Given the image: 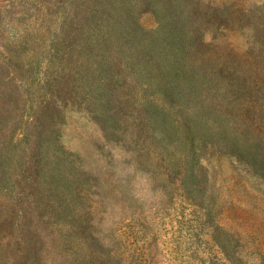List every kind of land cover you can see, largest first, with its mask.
<instances>
[{
	"label": "rangeland",
	"instance_id": "obj_1",
	"mask_svg": "<svg viewBox=\"0 0 264 264\" xmlns=\"http://www.w3.org/2000/svg\"><path fill=\"white\" fill-rule=\"evenodd\" d=\"M0 264H264V0H0Z\"/></svg>",
	"mask_w": 264,
	"mask_h": 264
}]
</instances>
